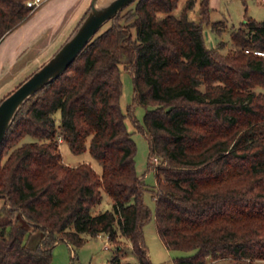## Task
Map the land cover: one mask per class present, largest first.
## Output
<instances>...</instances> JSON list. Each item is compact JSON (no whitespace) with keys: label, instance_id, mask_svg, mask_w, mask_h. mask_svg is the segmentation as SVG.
I'll return each mask as SVG.
<instances>
[{"label":"trees","instance_id":"obj_1","mask_svg":"<svg viewBox=\"0 0 264 264\" xmlns=\"http://www.w3.org/2000/svg\"><path fill=\"white\" fill-rule=\"evenodd\" d=\"M27 1L0 0V40L36 10ZM195 1L176 16L178 0H135L18 110L0 145V264H50L58 240L80 246L101 233L115 245L130 238L138 259L124 261L117 244L109 264H156L121 66L133 74L135 100L153 106L138 127L150 166L154 156L165 162L153 189L157 231L167 248L194 250L175 263L264 264V54L256 52H264V19L247 16L222 53L189 18ZM208 10L203 0L202 20ZM28 134L35 139L22 142ZM61 141L89 148L102 170L64 162ZM104 192L112 207L93 212ZM31 227L42 231L35 246L25 242Z\"/></svg>","mask_w":264,"mask_h":264},{"label":"rangeland","instance_id":"obj_2","mask_svg":"<svg viewBox=\"0 0 264 264\" xmlns=\"http://www.w3.org/2000/svg\"><path fill=\"white\" fill-rule=\"evenodd\" d=\"M44 1L46 0H43L42 3ZM84 1L85 0L78 2V0H71L68 2L70 11H65L64 17L59 19V25L53 26L55 31L59 30V41L62 39L65 40L78 23L80 18L78 12L84 4ZM55 2L56 0H50L46 9L43 11L40 10L42 12L37 11L36 13L31 14L20 25L12 29L0 40V59L3 60L4 64L5 51L2 49L5 47H9L10 49L14 48V46L18 45L21 40L24 41V28L31 23L37 21L40 22V19L48 14L47 10L49 11V7ZM187 2L188 0H178L177 6L172 13L176 16H180L185 11ZM135 3L136 2L134 1L127 5L122 10V13H125L131 7H134ZM202 3L203 0H196L194 6L188 9L189 18L197 22H202L207 47L218 49L222 53H227L229 49L234 47L232 31L239 27L247 16L264 19V0H208L209 10L207 20H202ZM160 15L163 16L165 14L162 12ZM219 20L222 21V24L219 28H215L213 22ZM122 22L127 23L125 19H122ZM112 23V19L107 20L98 32L105 30ZM52 24H54V22H52ZM133 32L135 33V30H133ZM25 42L26 41H24V43ZM48 44L49 45L42 50L44 56L41 59L45 58L44 60H46L53 52L52 45L54 42H49ZM32 47L33 46H30V48L20 56L16 55V57L12 58L9 55V57L6 58L7 64L4 67V71L0 72V78L2 79V87L0 90H6V88H8V91L13 90L15 84H18L23 80V78L32 72L34 68H37L40 63V61H36L35 59L37 56L33 55L29 58L32 52ZM120 74L122 79L120 103L126 114L125 121L127 128L136 142V169L148 187L144 192V201L152 210L151 219L144 225L145 239L151 258L156 264H176V257L193 253L194 250L168 249L157 231L155 220L156 199L153 189L157 185V165H164L165 162L159 155L157 157L154 156L152 158V166H150L148 138L140 127H138V124H144V115L147 109L152 108L153 106H145L135 100L133 74L129 69L121 66ZM257 90L264 91V87L258 86ZM56 119L57 123H59L60 112L56 113ZM34 139L35 137L33 135L28 134L23 138L22 142ZM60 149L63 155V160L67 164L76 165L78 163L87 162L91 164L97 172L102 170L101 164L94 158L89 148L83 152H74L67 141H61ZM5 158L6 156L3 160H5ZM103 195L104 197L102 201L93 208V212H100L112 207L113 201L110 195L106 192H104ZM41 236L42 231L40 229L31 227L25 237V242L30 246H35L40 241ZM117 244H121L122 249L119 252L124 261L136 262L138 260L130 238L122 235L116 245ZM116 245L109 240L108 235L105 233L98 234L97 236L87 235L85 242L80 246H74L66 240H58L53 247L50 264H109L112 255L118 250ZM256 262L263 261L257 260ZM240 264L249 263L243 261Z\"/></svg>","mask_w":264,"mask_h":264},{"label":"water","instance_id":"obj_3","mask_svg":"<svg viewBox=\"0 0 264 264\" xmlns=\"http://www.w3.org/2000/svg\"><path fill=\"white\" fill-rule=\"evenodd\" d=\"M135 0H110L91 7L59 49L0 101V145L21 106L38 90L59 77L92 40L101 26Z\"/></svg>","mask_w":264,"mask_h":264},{"label":"crops","instance_id":"obj_4","mask_svg":"<svg viewBox=\"0 0 264 264\" xmlns=\"http://www.w3.org/2000/svg\"><path fill=\"white\" fill-rule=\"evenodd\" d=\"M70 1L71 0H56V2L49 7V11L47 10L48 14H46L45 17H42L40 19V22L37 21V22L31 23L24 28L25 34H24L23 39H24V41H26L25 43L23 40H21V42H19L18 45L14 46V48L10 49L9 47L8 48L5 47L2 49L3 51H5L4 52L5 53V64L3 63V60L0 59V72L4 71V67L7 64L6 58H8L9 55L12 58L16 57V55L20 56V55L24 54L27 51V49L30 48V46H33V47H32V52H31L29 58H31L33 55H35V56H37L35 58L36 61H40L37 68L39 66H41L45 61H47L59 49V47L65 42V40L70 36V34L73 32V30L77 26V24H76L75 27L73 28V30L69 33V35L66 37L65 40L62 39L60 41H59V36H58L59 30L55 31L53 28L54 25L55 26L59 25V19L60 18L62 19V17H64L65 11H70V7L68 4V2H70ZM79 1H82V0H78V2ZM91 1L92 0H85L84 1V4L81 6V8L78 12L79 17H80L78 22L80 21V19L84 15V13L88 10V8L91 6ZM49 2H50V0H46L43 3L41 2V4L36 8V10L33 13H36L37 11H40V10L43 11L44 9H46ZM45 3H47V4H45ZM42 11H40V12H42ZM62 12H63V14H62ZM47 16H50V17H47ZM52 22H54V24H52ZM35 42H37V43L34 44ZM49 42L50 43L54 42V44L52 45L53 52L46 60H44L45 58L41 59L44 56V53L42 50H43V48L47 47V45H49L48 44ZM57 43H59V44H57ZM38 51H40V52H38ZM37 68H34V70H32V72L35 71ZM32 72H30L28 75L27 74L26 75L29 76ZM27 76H25L23 78V80ZM23 80H21L20 82H22ZM1 84H2V79L0 78V85ZM18 84H15V87ZM1 87H2V85L0 86V88ZM9 92H10V90L8 91V88H6V90H0V100L2 99V97L7 95ZM3 203H4V199L0 198V207Z\"/></svg>","mask_w":264,"mask_h":264},{"label":"built area","instance_id":"obj_5","mask_svg":"<svg viewBox=\"0 0 264 264\" xmlns=\"http://www.w3.org/2000/svg\"><path fill=\"white\" fill-rule=\"evenodd\" d=\"M42 1H43V0H29L27 3H28V5H30V6L38 7ZM256 52H257V53H260V54H264L263 51H259V50H257Z\"/></svg>","mask_w":264,"mask_h":264},{"label":"bare ground","instance_id":"obj_6","mask_svg":"<svg viewBox=\"0 0 264 264\" xmlns=\"http://www.w3.org/2000/svg\"><path fill=\"white\" fill-rule=\"evenodd\" d=\"M110 0H99V4L103 5L106 4L107 2H109Z\"/></svg>","mask_w":264,"mask_h":264}]
</instances>
